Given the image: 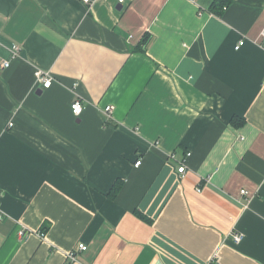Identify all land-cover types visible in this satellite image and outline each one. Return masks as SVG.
Returning <instances> with one entry per match:
<instances>
[{"label":"crops","instance_id":"0c3cea01","mask_svg":"<svg viewBox=\"0 0 264 264\" xmlns=\"http://www.w3.org/2000/svg\"><path fill=\"white\" fill-rule=\"evenodd\" d=\"M228 1L0 0V264H264V0Z\"/></svg>","mask_w":264,"mask_h":264},{"label":"built area","instance_id":"2783aa9c","mask_svg":"<svg viewBox=\"0 0 264 264\" xmlns=\"http://www.w3.org/2000/svg\"><path fill=\"white\" fill-rule=\"evenodd\" d=\"M84 3L89 4L91 0H82ZM132 0H116V2L118 3V5L122 6L124 9L130 4ZM263 36H264V30H263ZM244 40H241L238 44V46L236 47V49L241 48L244 45ZM20 48H15L14 50V55H18ZM0 67L2 68H8L10 66V63L8 61H3L0 63ZM36 78L37 81L41 84V87H43L44 89L50 88V86L52 85V76L50 73L48 72H44L42 70H37L36 71ZM71 109H72V113L74 114V116L76 117H80L82 115V113L85 110L84 104L82 103V101L80 99H75L74 102L71 105ZM113 112V108L112 106H107L104 110V113L107 116H110ZM12 126V124L10 125ZM190 154H188L189 156ZM142 164V160H138L135 164V167L138 168L140 165ZM186 165L183 163L179 168H178V173L182 175V178H184L185 174H186ZM242 194L246 195V191H243ZM0 220H2V216H0ZM21 236H25L26 233L24 231L20 232ZM42 236H44V234H41ZM230 238L232 239V241L235 244H240L242 242V240L244 239L243 234L241 233H237V232H232L230 234ZM87 250V246H85L84 244H79L78 245V249L76 251L79 252H83ZM76 251H71L69 253L66 254V262L64 264H72V263H76L78 261V257H77V252Z\"/></svg>","mask_w":264,"mask_h":264},{"label":"trees","instance_id":"16d2710c","mask_svg":"<svg viewBox=\"0 0 264 264\" xmlns=\"http://www.w3.org/2000/svg\"><path fill=\"white\" fill-rule=\"evenodd\" d=\"M230 5L231 2L228 0H212V2L208 7V11L215 16L221 17L226 11V9L229 8ZM150 40L151 38L149 36H146L143 42L145 48H147L148 44L150 43ZM119 190H120V185L116 184L112 190L111 197L116 195V193L119 192Z\"/></svg>","mask_w":264,"mask_h":264}]
</instances>
